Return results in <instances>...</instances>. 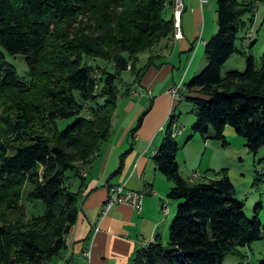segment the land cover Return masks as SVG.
<instances>
[{
	"label": "trees",
	"instance_id": "trees-1",
	"mask_svg": "<svg viewBox=\"0 0 264 264\" xmlns=\"http://www.w3.org/2000/svg\"><path fill=\"white\" fill-rule=\"evenodd\" d=\"M217 2L220 32L206 43L208 67L185 85L183 101L196 109L195 136L212 129L214 140L227 143L225 133L231 127L258 153L264 148V56L259 62L257 43L250 54L237 47L255 3ZM172 4L0 0V264H50L65 251L81 214L83 172L111 139L120 98L132 93L130 86L122 93L119 83L125 72L137 70L142 54L175 37ZM237 53L248 59L247 70L223 75ZM7 55L25 57L28 80L19 79ZM92 61L113 69L98 65L97 75ZM72 119L71 126L60 129V121ZM175 124L173 119L153 158L174 184L169 198L181 203L169 241L159 238L141 246L135 262L224 264L227 257L240 256V249L264 239L262 208H256L255 219L247 218L228 169L210 171L220 176L217 180H186L178 163ZM72 180H82L79 191L73 190Z\"/></svg>",
	"mask_w": 264,
	"mask_h": 264
},
{
	"label": "crops",
	"instance_id": "crops-1",
	"mask_svg": "<svg viewBox=\"0 0 264 264\" xmlns=\"http://www.w3.org/2000/svg\"><path fill=\"white\" fill-rule=\"evenodd\" d=\"M184 2L183 39L165 40L150 52V57L154 56L149 57L153 65L144 73V67L138 69L140 78L132 81L135 82L132 93L120 98L111 139L101 157L84 171L85 192L79 221L67 236L65 251L50 264H136L142 242L159 238L164 243L169 241L176 208L169 193L174 184L158 170L153 153L159 152L165 141L164 128L177 108L178 101L172 100L171 89L181 85L183 96L185 85L208 66L206 43L218 31L208 5L202 7L200 0ZM147 99L151 100V107L134 134L132 131L147 107L143 105ZM157 109L162 110L159 121L154 116ZM121 167V172L112 178ZM71 183L77 192L82 180ZM120 185L145 194L142 211L117 205L103 217L102 209L111 196V187Z\"/></svg>",
	"mask_w": 264,
	"mask_h": 264
},
{
	"label": "rangeland",
	"instance_id": "rangeland-1",
	"mask_svg": "<svg viewBox=\"0 0 264 264\" xmlns=\"http://www.w3.org/2000/svg\"><path fill=\"white\" fill-rule=\"evenodd\" d=\"M254 3L255 10L245 17L247 27L239 35L237 47L241 49L242 46H244L246 51L250 54V48L257 43L254 48V53L258 57V61L261 62V58L264 56V0H254ZM207 5V7L211 8L210 13L212 15V21L217 25L218 34L220 32L218 24V2L217 0H209V4ZM207 7L206 10H209ZM150 55V52L142 54L139 63L136 65L137 70L124 73L123 82L119 83L122 93L125 94L128 86H130L132 92V86L135 85V82L132 81H134V78L137 79L136 75H133V72L138 74V69H142L150 62ZM7 59L8 62L16 68L19 79H29V67L24 56H8ZM92 62L94 63H92L93 69L97 75H101L98 69L97 71L95 70L98 65L103 68L107 67L108 70L113 69L112 66L104 62ZM247 66L248 59L237 53L230 59L227 66L224 68L223 75L235 71L245 72ZM157 93L158 91L155 92V95ZM159 98L161 97L158 96L157 100H159ZM171 98L174 100L172 95ZM143 105L147 107L144 109L142 115L149 111L151 100H145ZM154 116L156 120L159 121L162 117V110L157 109L154 112ZM173 119L176 123L173 127L174 137L180 145L178 163L181 166V172L186 180H194L197 179L198 176L207 178V181L217 180L220 176L218 177L210 171L220 172L223 169H228L229 177L237 190V198L245 203V215L250 220L255 219L256 208L260 206L262 209H260L259 221L264 225V148L258 153L251 152L247 147L246 140L238 136L231 127H228L225 133L227 143L214 140L212 138L214 135L212 129L207 135L195 136L193 128L197 123L196 109L191 103L185 101L177 102V108L169 118L167 127L165 126L164 128L166 131H168L169 125ZM73 123V119L60 121L59 127L61 130H65ZM138 123L139 120L135 128H137ZM180 128L184 129V134L180 135L178 133ZM192 136L194 137L190 140ZM201 181L203 180L198 182ZM175 203L176 208L173 212L172 224L176 219L178 206L181 202ZM25 205L27 207L32 206L27 203ZM32 208L33 207L30 209ZM40 211L39 208L36 210L37 213ZM240 252V256L227 257L224 264H246L245 261H248V264H260V261L264 260V239L255 243L252 248L240 249Z\"/></svg>",
	"mask_w": 264,
	"mask_h": 264
},
{
	"label": "built area",
	"instance_id": "built-area-1",
	"mask_svg": "<svg viewBox=\"0 0 264 264\" xmlns=\"http://www.w3.org/2000/svg\"><path fill=\"white\" fill-rule=\"evenodd\" d=\"M200 4L202 7L209 4V0H200ZM185 2L184 0H178V29H177V40L183 39V29H182V20L183 14L185 12ZM182 86H176L171 89L170 94L173 96L174 100H182ZM183 132V128H181L179 134L181 135ZM86 175V173H83ZM145 194L143 192H137L133 190H129L124 185L120 186H112L111 187V196L107 201V208L102 209V216L105 217L109 214V212L113 209V207L117 205H127L135 210L141 212L143 209ZM168 211V209H167ZM149 241H145L141 243L142 247L148 245ZM89 255V253H87Z\"/></svg>",
	"mask_w": 264,
	"mask_h": 264
},
{
	"label": "bare ground",
	"instance_id": "bare-ground-1",
	"mask_svg": "<svg viewBox=\"0 0 264 264\" xmlns=\"http://www.w3.org/2000/svg\"><path fill=\"white\" fill-rule=\"evenodd\" d=\"M170 9L173 11V17H174V21H175V38L177 39V29H178V0H173V4L171 5V7H170ZM173 35V36H174ZM179 132H180V130H179ZM154 155H156L157 154V152L155 151L154 153H153ZM85 171V170H84ZM85 173V172H84ZM107 208V202H106V204L104 205V207H103V209H106ZM167 210H166V214H167ZM152 242V240H150L149 242H148V245L150 244ZM153 242H154V240H153ZM147 245V246H148Z\"/></svg>",
	"mask_w": 264,
	"mask_h": 264
}]
</instances>
